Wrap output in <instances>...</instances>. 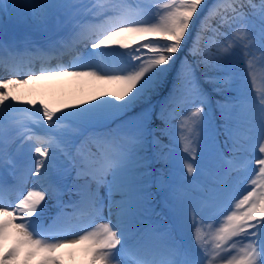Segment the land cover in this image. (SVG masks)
<instances>
[{"label": "snow or ice", "instance_id": "obj_1", "mask_svg": "<svg viewBox=\"0 0 264 264\" xmlns=\"http://www.w3.org/2000/svg\"><path fill=\"white\" fill-rule=\"evenodd\" d=\"M123 7L115 3L105 10L80 0L0 2V49L8 53L6 67L13 73L0 78V164L5 169L0 190L10 181H33L14 203L0 202V264H27L33 257H39L37 264H62L56 253L78 246H83L85 264H212L213 257L220 264H264V184L246 182L235 166L248 153L246 141L258 138L259 152L264 153V94L254 98L237 84L224 55L244 41L245 49L258 45L264 53V0H215L211 5L206 0H170L156 22L125 16ZM88 13L111 15L90 31L83 23ZM196 19L200 25L193 37ZM9 23L23 28L25 52L39 36L47 41L48 51L75 54L80 63L42 67L17 78L22 71L20 43L15 34H7ZM220 27L234 34L221 33ZM207 30L230 43L214 41L216 53L207 45L201 50L197 38ZM189 38L192 46L185 52ZM59 77L110 83L116 90L52 109L35 100L21 102L8 90L10 85ZM20 103L42 112L49 127L66 122L61 139L34 148V171L29 167L23 177L9 155L18 137L12 135L7 112ZM177 106L192 109L189 115L195 118L186 130L180 129L187 174L170 167L171 148L162 140L170 136ZM85 134L96 145L95 152L75 145V138ZM255 165L264 176V158ZM241 186L251 190L237 199ZM64 195L70 199L64 201ZM49 200L56 209L53 224L85 212L100 217L105 208L108 222L82 229L71 239H55L51 226L43 227ZM233 200L234 208L216 230L211 256L199 237L184 238L182 233L196 225L197 217L201 223L217 222ZM163 216L170 222L157 219ZM10 235L16 246L2 247ZM243 241L237 250L235 244Z\"/></svg>", "mask_w": 264, "mask_h": 264}, {"label": "bare ground", "instance_id": "obj_2", "mask_svg": "<svg viewBox=\"0 0 264 264\" xmlns=\"http://www.w3.org/2000/svg\"><path fill=\"white\" fill-rule=\"evenodd\" d=\"M104 2V0H102ZM0 2H3V0H0ZM11 2V0H9ZM17 3H21V0H16ZM82 4L85 5H102L103 2L101 0H80ZM145 3H148V0L144 1ZM179 0H177V3ZM206 2L211 5L215 2V0H206ZM256 3H259V0H255ZM124 9L127 10V16L140 19V20H149L151 22H156L161 15L164 14L165 8L163 7H152L149 10H142L132 7V4L126 5L123 4ZM105 8V6H104ZM98 11H100L99 7L97 8ZM23 11V10H18ZM207 8H205L204 13H201V17L204 16V14L207 12ZM150 14L148 16V14ZM91 13L87 14V19ZM109 16H104L102 20L94 21L90 24H94L92 27L94 29L98 28L102 21L106 19L105 21H108ZM92 18V17H90ZM97 19V18H95ZM104 22V21H103ZM87 27H89L87 22H83ZM98 23V24H95ZM88 24V25H87ZM212 26H216L215 18L211 21ZM200 25V19H196V26L192 27V36L196 37L197 28ZM93 30V29H92ZM219 31L221 33H227L228 36H232L234 34L233 30L226 29L224 27H220ZM7 34L9 36L16 35L18 37V43H20L23 40V34L24 30L22 27L14 26L12 23H9ZM217 37H224L225 40L221 42V45L227 46L230 41L226 39L223 35H218L214 33L211 30L203 31L201 32L200 37H198V42L200 49L203 50L206 45L210 46L209 50H213V42H210L211 40H214V38ZM135 43V41H133ZM244 43H247V41H244ZM244 43H241L239 46L233 45L228 53H224V55L227 56L228 59V66L230 68L231 73L236 78L237 84H242L248 91V94L251 95L254 98H258L261 94H264V53H262L259 49L258 45H250L248 49H245ZM192 46V38H189V44L185 47V52L187 51V47ZM41 49V51L36 52L35 55L37 57L40 56H46L47 53H53L51 51H48L47 49V41L43 37H33V43L27 50H37ZM218 49V48H217ZM25 51L23 43H20V46L18 48V56L24 53ZM219 51V50H218ZM248 53L247 55L245 53ZM0 54L2 57L5 58V60H8V54L3 49H0ZM180 55H183L181 53ZM71 60H68V64H76L80 63V61L75 59V56H73ZM199 58V57H197ZM193 58L189 57V60L191 61ZM177 67H179V64H177ZM4 71V69H0V71ZM2 73V72H1ZM174 75V73H173ZM1 76V75H0ZM7 78H11L7 77ZM17 78H23V76H17ZM100 86L99 88L95 87ZM206 89L208 86H205ZM10 95L16 96L17 99L21 102L28 101V100H35L37 102L45 103L49 106L50 109L52 108H62L65 104H77L80 100H88V97L91 95H100L101 92H110L115 91L116 86L114 84L110 83H100L93 81L88 78H76V77H59L51 80H42V81H32L29 82L26 85H10L8 88ZM89 97V98H90ZM216 97H213V100H215ZM25 106V107H24ZM3 105H0V108H3ZM179 110H183L184 113L181 114L182 116L180 118H175L172 120V126H171V132L170 136H164L162 137L163 143L166 145H169L171 148L172 153V164L170 165L173 170L179 174L184 173L187 174V169L184 167V161L181 158L183 155V145L181 143L180 137H181V127H184V129H187V126L191 123L194 117H191L189 114L192 111L190 108H185L183 106H177ZM8 116L10 119V122L12 124V135L15 133V136L18 138L15 139V142L11 144L9 151L12 150L14 147V144L16 143L17 139L22 137L24 134L31 135L33 133H39L37 130V127L43 128L42 131V137L44 141H57L61 139L60 136H57V133L54 132L53 127L47 126V121L44 120L42 116V112L38 111L35 108H32L30 105H27L25 103H20L14 105L11 109L7 110ZM218 115V114H217ZM178 116V115H177ZM182 118H186L183 121V125L181 124ZM42 121H40V120ZM35 120V121H33ZM33 125H32V124ZM66 123L65 121H57L56 127L59 129V126L61 124ZM35 126V127H34ZM223 139V137H221ZM42 139L37 142L31 141L29 144V147H27V150L25 153H22V156L20 159L12 158L17 166L18 169V175L21 177L25 176V170L28 167H31L34 171V157L36 156L34 152V148L36 146H40L42 142H44ZM259 144L260 141L258 138H256L254 141H246V148L248 149L247 155L242 156L239 160L235 162V166L239 169H241L242 175L245 177V181L247 182L248 174L251 171V164H255L256 159H259ZM90 150L96 151V146L90 145L88 147ZM88 150V151H90ZM168 149H166L167 151ZM11 156V155H10ZM189 161H191V157H187ZM244 163V164H243ZM243 165V166H242ZM196 165L194 164V167ZM28 175V173H26ZM195 175V174H194ZM22 181V192L17 197V199L29 188L28 181H31V185L33 183L32 179H21L17 181V184H20ZM257 184H264V176L260 175V180L257 181ZM31 187V186H30ZM11 189V188H10ZM251 188H244L243 186L240 187V190L236 193V198L238 199L243 194H246L248 190ZM100 194L103 196L104 192L103 189H101ZM66 195L63 196V200L67 201ZM16 199V200H17ZM54 203V201L49 200V212L46 213L45 218L43 219V224L48 222L52 216H54V213L56 212V209H53L51 206ZM235 201L233 200L231 202V206H234ZM223 207V206H221ZM226 212V211H225ZM224 212V213H225ZM103 218L104 223L108 222V213L107 209L105 208L103 212L100 214V217H92L90 215H86L85 220L79 221L75 220L72 221L70 225H73V223L77 224V230L76 228L72 230H76V232L72 233L71 235H63V236H56L55 239H64V238H74L75 233H79L83 224L82 223H89L87 226L88 230H91L95 228L97 225L101 224L97 220L99 218ZM189 223L191 222V214L189 215ZM165 223L170 222L169 217L166 219H162ZM198 224L192 227L189 231L182 233L184 238L189 241H197V237H199L198 243L201 246H206L209 250V255H212V247L215 244V234L217 227H221L223 224L222 215L219 217L217 224L213 223L210 224L209 221L204 220L202 223L200 222V217H197ZM51 224H53V221H50ZM56 225H61L62 220H59L55 223ZM203 224V225H202ZM85 227V226H84ZM83 227V228H84ZM91 227V228H90ZM203 227L201 231H197V228ZM82 228V229H83ZM85 229V228H84ZM16 246V239L15 236L10 235L3 243L2 247H15ZM236 247V244H235ZM237 249V247H236ZM235 253V252H234ZM56 255H58L62 261V264H85L86 262V254L84 252L83 246H78L76 248H69V249H61L59 250ZM39 257H33L29 258L27 261V264H37V260ZM19 260L23 261L25 260V256L23 251L20 252ZM212 264H220L219 261L215 260L213 257Z\"/></svg>", "mask_w": 264, "mask_h": 264}, {"label": "rangeland", "instance_id": "obj_3", "mask_svg": "<svg viewBox=\"0 0 264 264\" xmlns=\"http://www.w3.org/2000/svg\"><path fill=\"white\" fill-rule=\"evenodd\" d=\"M22 2H23V0H21ZM145 0H104V2L102 3V5L103 6H105V8L107 9L108 8V6L109 5H111V4H115V3H123V4H130V3H132V2H135V5L134 6H136V7H138V8H144L146 11L147 10H149V9H151L152 7H163V8H165V10H166V6L170 3V0H148L149 2L148 3H145L144 2ZM148 15H150V14H148ZM225 40V38L224 37H217V38H214V40H211L210 42H219L220 44H221V42H223ZM213 46H214V43H213ZM218 50L219 49H217V47L216 46H214V48H213V50H211V52H213V53H216V52H218ZM141 51H146V50H141ZM58 64H65V63H51L50 64V66L52 67V68H55ZM100 86H96L95 88H99ZM91 96H93V95H91ZM97 96H99V95H97ZM90 97V96H89ZM89 97H88V99H89ZM184 113V111L181 109V110H179V108H178V111H177V114H176V116H175V118H177V120H178V118H180L182 115L181 114H183ZM178 115V116H177ZM40 120V119H39ZM40 121H42V120H40ZM83 137H86V138H88V136H87V134H85L84 136H79V139L80 138H82L83 139ZM81 139V140H82ZM89 139V138H88ZM24 140V139H23ZM91 140L89 139V142H90ZM19 146H21V143L19 144ZM260 157H263V156H261L260 155ZM158 166V165H157ZM257 178V174H256V171H255V169L253 168V169H251V171H250V173L248 174V177H247V181H255V179ZM234 208V206H231L229 209H228V211H226L225 213H224V215H222V220H223V222H224V216L225 215H227L228 214V212L229 211H231L232 209ZM98 222H100V223H104V221L105 220H103L102 218H99L98 220H97ZM91 228V227H90ZM219 227H217V229H218ZM245 243V241H243V242H238V243H236L237 245H241V246H243V244Z\"/></svg>", "mask_w": 264, "mask_h": 264}]
</instances>
